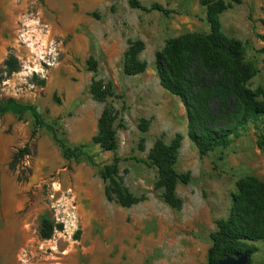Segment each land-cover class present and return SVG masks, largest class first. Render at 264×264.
I'll return each instance as SVG.
<instances>
[{
	"label": "rangeland",
	"instance_id": "374dc122",
	"mask_svg": "<svg viewBox=\"0 0 264 264\" xmlns=\"http://www.w3.org/2000/svg\"><path fill=\"white\" fill-rule=\"evenodd\" d=\"M11 1L0 0V103L32 105L65 146L85 145L92 161L64 157L30 112L0 114V264H207L210 236L229 215L236 181L264 182V116L204 156L188 139L184 105L160 86L154 56L169 38L208 32L200 0H137L169 15L132 9L128 0H15L12 24ZM219 20L252 67L247 86L264 90V0H241ZM136 40L146 67L128 76L123 58ZM11 58L13 73L4 66ZM106 108L115 116V152L93 142ZM176 134L175 169L189 176L176 186L179 209L163 202L155 168L141 162L155 140L168 144ZM115 158L123 186L141 198L128 208L104 195L99 169ZM44 222L62 229L43 239ZM250 244L251 264H264V242Z\"/></svg>",
	"mask_w": 264,
	"mask_h": 264
},
{
	"label": "trees",
	"instance_id": "16d2710c",
	"mask_svg": "<svg viewBox=\"0 0 264 264\" xmlns=\"http://www.w3.org/2000/svg\"><path fill=\"white\" fill-rule=\"evenodd\" d=\"M241 0H200L205 8L207 33H185L166 40L163 48L155 53V69L160 86L178 97L184 105L187 118V136L200 156L216 148L225 149L231 138H237V130L243 129L250 121H257L264 116V90L254 91L247 86L252 77V67L242 63V44L227 37L221 30L220 14L232 5H239ZM132 9L158 11L169 15L170 11L158 4L144 7L137 0H128ZM264 24V23H263ZM258 38L264 44V35ZM144 44L136 40L128 44L123 58V72L134 76L142 74L146 64L138 58ZM259 52L264 55V46ZM4 66L10 73L17 71L13 58L7 59ZM97 100L104 96L92 89ZM262 99V100H259ZM110 110H103L99 118V132L93 138L95 144L105 151L117 149L116 130L110 124L115 119ZM8 112H30L37 125L44 126L52 133L53 139L62 150L64 157L89 161L85 145L70 148L64 145L49 125L32 105H25L14 99L0 103V114ZM120 121L117 128H122ZM145 131V130H143ZM182 137H175L165 144L155 140L149 151L147 163L156 170V188L161 191L163 202L173 209H179L181 200L176 195L178 184H187L189 176L175 169L177 153ZM264 147V140L258 144ZM114 162L100 167L99 175L104 183V195L107 201L128 208L141 201L132 195L122 184ZM236 194L226 219L216 223V231L210 236L211 245L207 251V264H217L220 260L241 254L249 255V264L256 248L248 243L264 242V182L254 176H245L236 181ZM54 228L61 230L62 225L53 227L44 222L41 237L49 239Z\"/></svg>",
	"mask_w": 264,
	"mask_h": 264
},
{
	"label": "water",
	"instance_id": "95a60500",
	"mask_svg": "<svg viewBox=\"0 0 264 264\" xmlns=\"http://www.w3.org/2000/svg\"><path fill=\"white\" fill-rule=\"evenodd\" d=\"M217 264H249V255L241 254L220 260Z\"/></svg>",
	"mask_w": 264,
	"mask_h": 264
},
{
	"label": "bare ground",
	"instance_id": "6f19581e",
	"mask_svg": "<svg viewBox=\"0 0 264 264\" xmlns=\"http://www.w3.org/2000/svg\"><path fill=\"white\" fill-rule=\"evenodd\" d=\"M8 10L9 11H12L13 12V20H11V24L14 23V19H15V16H16V13L19 12L18 9L15 7V0H12L10 3H9V7H8ZM55 24V23H54ZM19 25V24H18ZM50 26V25H49ZM55 26V25H54ZM14 27V25H13ZM17 27V26H15ZM36 27V26H35ZM39 27L41 28V26L39 25ZM19 29V28H18ZM34 29V28H33ZM11 30V29H10ZM32 30V29H31ZM55 31V30H54ZM12 33H13V30H12ZM18 34V33H17ZM14 35V34H13ZM17 36V35H16Z\"/></svg>",
	"mask_w": 264,
	"mask_h": 264
}]
</instances>
